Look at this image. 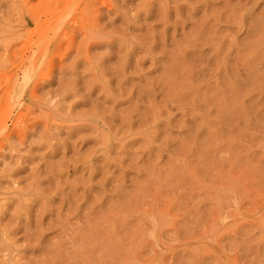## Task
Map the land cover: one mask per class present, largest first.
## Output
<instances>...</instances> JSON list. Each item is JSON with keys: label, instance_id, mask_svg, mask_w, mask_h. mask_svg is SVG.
Here are the masks:
<instances>
[{"label": "rangeland", "instance_id": "374dc122", "mask_svg": "<svg viewBox=\"0 0 264 264\" xmlns=\"http://www.w3.org/2000/svg\"><path fill=\"white\" fill-rule=\"evenodd\" d=\"M0 264H264V0H0Z\"/></svg>", "mask_w": 264, "mask_h": 264}]
</instances>
